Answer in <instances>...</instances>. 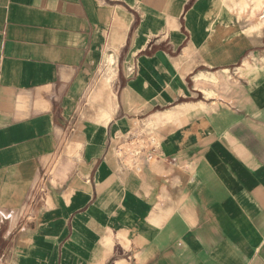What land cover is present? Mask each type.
<instances>
[{
    "label": "crops",
    "instance_id": "crops-1",
    "mask_svg": "<svg viewBox=\"0 0 264 264\" xmlns=\"http://www.w3.org/2000/svg\"><path fill=\"white\" fill-rule=\"evenodd\" d=\"M1 253L264 264V0H0Z\"/></svg>",
    "mask_w": 264,
    "mask_h": 264
},
{
    "label": "built area",
    "instance_id": "built-area-1",
    "mask_svg": "<svg viewBox=\"0 0 264 264\" xmlns=\"http://www.w3.org/2000/svg\"><path fill=\"white\" fill-rule=\"evenodd\" d=\"M0 264H7V256L4 253L0 254Z\"/></svg>",
    "mask_w": 264,
    "mask_h": 264
}]
</instances>
